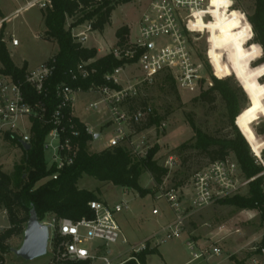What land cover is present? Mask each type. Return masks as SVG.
Wrapping results in <instances>:
<instances>
[{
	"label": "built area",
	"instance_id": "1",
	"mask_svg": "<svg viewBox=\"0 0 264 264\" xmlns=\"http://www.w3.org/2000/svg\"><path fill=\"white\" fill-rule=\"evenodd\" d=\"M49 2L50 0H26V4L16 12L20 14L34 6L43 10ZM210 3V0H147L139 18V36L136 40L132 41L128 36L125 43H116L108 51L86 45L90 33L94 31L91 23H85L84 29H78L79 25H70L74 40L81 46L95 47L98 55L106 51L98 57L112 54L115 59L124 60L125 64L105 73V82H92L87 90L80 86L75 88L66 82L58 83L55 87L57 103L51 112L47 104L50 91L48 82L56 68L54 56L29 68L23 82L2 72L0 66V156L3 147L12 144L11 138L18 139L22 151L23 142L32 146L35 123L47 124L50 129L45 136L43 150L48 168L53 169L49 178L57 179L61 171L73 165L78 158L84 132L93 138L89 143L100 137L101 131L85 122L76 112L75 104L79 93L95 96L85 103V112L99 114L103 110L106 113L103 125L107 123L111 133L103 149L126 145L136 155L146 156L149 148L144 146V141L135 140L129 133L134 125L148 119L154 112L148 105L132 107L129 104L137 96L140 83H151L161 74H169L176 88L187 94L202 93L213 86L207 65L197 53L193 41L195 34L203 33L193 30L198 20L209 22L211 19ZM233 5L234 1L231 8ZM10 39L13 46L20 44L14 33L10 35ZM92 62L93 60L82 62L77 68L70 70L72 79L77 81L92 77L96 73V69L90 67ZM134 63L141 70V76L131 83L126 67ZM213 73L216 75L214 68ZM124 76L127 77V84H123ZM24 84L33 89L37 99H29ZM96 133L99 134L97 139L94 138ZM252 155L262 171L250 178L243 175L234 155L204 165L185 184L168 188L165 186V178L157 186L155 193L158 195L155 198L167 201L173 212V219L159 223L140 242L132 243L128 240L118 217L119 213L130 209L127 199L114 203L101 199L91 200L88 204L92 215L78 220L49 216L41 221L48 225L50 232L46 254L51 258L46 264L86 260L90 264H97L98 260L99 264H123L131 259L141 264L137 256L141 251L157 249L164 242L179 239L183 234L188 236L186 245L191 254L187 264H226L224 262L229 257L223 258L220 242L229 235L241 234V229L220 227L203 240L189 232L188 222L197 212L222 199L240 194L258 177L264 178V148L258 154L252 152ZM172 160L173 157H170L169 161ZM129 192V189L123 188L124 195ZM159 213L157 208L153 209V214ZM120 241L128 245V257L115 262L122 252L113 255L110 247ZM251 249L254 252L260 249L258 255L264 256V247H260L259 242ZM0 264H3L1 258ZM252 264L264 262L254 259Z\"/></svg>",
	"mask_w": 264,
	"mask_h": 264
},
{
	"label": "rangeland",
	"instance_id": "2",
	"mask_svg": "<svg viewBox=\"0 0 264 264\" xmlns=\"http://www.w3.org/2000/svg\"><path fill=\"white\" fill-rule=\"evenodd\" d=\"M146 1L133 0L116 4L111 21L105 30L91 32L86 45L104 48L108 51L117 43V29L124 25L129 27V37L135 41L139 36L138 23ZM232 1L238 9L229 8ZM25 4L26 0H0V37L1 41L6 43L14 63L18 66L27 64L28 70L54 56L58 51V44L46 35L41 9L34 6L25 9L20 14L16 12ZM254 8L255 0H211L209 10L211 19L209 22H198L193 30L203 33L195 34L193 41L197 53L198 48L202 52V60L208 63L210 61V67L208 68L207 65V69L213 84L214 77H229L234 87H241L244 91L245 98L241 99L242 111L235 118L234 123L248 142L251 151L252 149L258 151L264 145L263 139L259 137L264 134L257 133V129L264 124V86L261 81L264 70L260 68L253 70L251 67L262 56V48L250 42L253 37L250 27L246 28L225 20V16L235 14L247 17L254 12ZM72 22L69 18L66 27L69 28ZM84 24L79 25L78 29H84ZM12 33L20 40L18 46H13L11 43ZM244 63L248 64V69L244 67ZM213 68L216 75L213 73ZM126 74L133 83L136 81L135 78L141 76V70L137 64H130L126 67ZM165 75L161 74L151 83H140L137 96L129 104L132 107L151 106L153 115L160 118L159 124L138 131L132 128L129 134L134 136L135 140H143L146 148L159 146L155 158L160 165L169 170L165 177V186L169 188L189 182L192 175L209 161L204 152L192 145L195 142V132L189 119L193 118L199 128L215 136L231 135L233 129L225 101L219 94L215 101L209 102L200 97V92L194 94L180 92L171 84L164 82ZM123 79V84H127V77L124 76ZM94 98V95L79 93L75 104L76 112L83 120L101 131L100 137L89 144L91 152L102 150L111 133L108 124L103 125L106 119V113L103 110L99 114H91L83 110L85 103ZM145 122L143 120L140 126L144 127ZM184 143H187L186 147H182ZM22 157L23 151L19 143L4 146L0 156V169L11 174L15 164L19 163ZM170 157H173L172 161H169ZM140 183L147 189L155 187V182L149 172L142 174ZM78 185L80 188L94 190L101 200L111 203L123 199L129 200L130 209L119 213L118 217L124 235L132 243L144 240L159 223L173 219L174 215L167 201L163 198H155L158 193L141 196L137 191L130 190L127 195H124L122 187L109 182H101L88 175H84ZM246 191L247 188L240 194ZM154 208L159 210L158 215L153 214ZM48 218L49 216L45 219ZM188 223L189 232L203 240L220 227L229 230L240 228L241 234L229 235L220 242L223 258L229 257L224 263L243 264L241 262L245 261L246 264H252L254 259L264 262V256L255 254L251 249L261 241L264 235L259 208L245 210L215 202L197 212ZM8 226V214L0 206V227H2L0 231ZM23 236L13 237L10 244L14 248H19L23 242ZM187 237V234H183L179 239L164 242L155 251L146 255L144 264H187L191 259L190 250L186 245ZM110 248L113 255L119 251L122 252L120 258L114 260L115 262L128 257L127 244L120 241L116 245H111ZM0 255L3 264H46L51 258L49 254H46L33 260H25L17 257L13 251L0 253ZM96 263L99 264L100 261Z\"/></svg>",
	"mask_w": 264,
	"mask_h": 264
},
{
	"label": "trees",
	"instance_id": "3",
	"mask_svg": "<svg viewBox=\"0 0 264 264\" xmlns=\"http://www.w3.org/2000/svg\"><path fill=\"white\" fill-rule=\"evenodd\" d=\"M131 1L133 0H50L47 8L42 10L46 35L58 44V51L54 55L56 68L48 82L50 91L47 104L50 112L57 103L55 87L58 83L66 82L75 88L80 86L83 90H87L92 82H105L103 78L105 73L125 64L124 60L115 59L112 54L98 57L95 47L81 46L77 43L72 36L71 28L66 27L67 20L72 19L71 27L91 23L94 30L103 32L111 21L116 4ZM232 8L238 9L235 3ZM239 18V14L225 16V20L231 23H237ZM238 24L246 28L250 27L253 31L250 42L256 43L262 48V56L253 63L251 68L264 70V0H255L254 12L247 17L246 15L241 16ZM129 30L127 25L117 29V44L127 41ZM198 54L202 57L199 48ZM89 60H93L90 67L95 68L96 73L87 80H73L69 71ZM205 62L209 68V63ZM0 63L2 72L10 75L14 80L24 81L27 64L18 66L14 63L6 43L1 41V37ZM244 67L248 69V64L244 63ZM262 75L261 81L264 86V72ZM164 82L171 84L177 90L169 74L165 75ZM24 90L29 99L38 98L29 85L24 84ZM217 94L225 101L233 133L225 136L208 134L199 128L195 120L191 118L189 122L195 132V142L192 145L208 156L209 161L206 164L234 155L243 175L246 178L253 177L262 171V167L255 162L248 142L234 123L235 118L242 111L241 99L245 98V93L241 87H234L230 83L229 77H214L213 86L204 90L200 97L213 102ZM145 121L144 127L140 126L142 124L140 122L133 128L138 131L151 127L159 124L160 118L152 115ZM238 124L240 125L239 120ZM49 129V125L36 122L33 127L32 146L29 150L23 149V157L19 163L15 164L14 171L9 174L0 169V206L7 212L9 220V226L0 231V253L12 251L14 247L10 244V240L13 237L24 235L32 210L37 212L40 221L51 215L73 220L85 216L90 217L92 211L88 203L100 198L94 190L79 187V180L84 175L91 176L101 182H109L122 188L135 190L139 195L144 196L148 193L155 194L157 186L168 174V168L160 165L155 158L159 146L150 148L146 156L136 155L126 145L91 152L89 151V141L93 138L84 132L81 151L75 163L62 170L57 179L49 178L53 169L48 168L43 150V142ZM257 133L264 134V124L257 129ZM259 137L264 141V136ZM11 142L18 143V139L11 138ZM186 146L187 143L182 145V147ZM144 172L151 174L155 182L154 188L147 189L141 185L140 178ZM219 202L238 209L259 208L264 228L263 176L250 182L245 193L227 197ZM259 246L264 247V235ZM155 250L148 248L137 254L141 264L145 263L146 255ZM254 253L259 254L260 249ZM241 263L246 264L245 261ZM62 264H90V261H67ZM123 264L138 263L131 259Z\"/></svg>",
	"mask_w": 264,
	"mask_h": 264
},
{
	"label": "water",
	"instance_id": "4",
	"mask_svg": "<svg viewBox=\"0 0 264 264\" xmlns=\"http://www.w3.org/2000/svg\"><path fill=\"white\" fill-rule=\"evenodd\" d=\"M98 137V133L94 134L95 139ZM22 145L24 150L31 148V145L28 143L23 142ZM49 236L48 225L42 223L38 218L37 212L32 210L24 230L23 242L19 248H13L12 251L17 257L25 260H33L44 256L47 253Z\"/></svg>",
	"mask_w": 264,
	"mask_h": 264
},
{
	"label": "bare ground",
	"instance_id": "5",
	"mask_svg": "<svg viewBox=\"0 0 264 264\" xmlns=\"http://www.w3.org/2000/svg\"><path fill=\"white\" fill-rule=\"evenodd\" d=\"M210 1H211V0H210ZM231 5H232V2L230 3L229 8H231ZM210 8H211V3H210ZM239 15H240V14H239ZM240 18H241V16H240ZM240 18H239L238 21H237V25H238V23H239ZM199 21L202 22L201 20H198V22H199ZM194 29H195V27H194ZM202 30H203V29H202ZM251 148H252V146H251ZM262 148H264V145L261 146L260 149H259L258 151H255V150H253V149H252V151H253L254 153H257V154H258V153L261 151Z\"/></svg>",
	"mask_w": 264,
	"mask_h": 264
},
{
	"label": "crops",
	"instance_id": "6",
	"mask_svg": "<svg viewBox=\"0 0 264 264\" xmlns=\"http://www.w3.org/2000/svg\"><path fill=\"white\" fill-rule=\"evenodd\" d=\"M100 55H101V54H100ZM41 63H42V62H41ZM39 64H40V63H39ZM39 64H37L36 66H38ZM36 66H35V67H36ZM146 237H147V236H146ZM146 237H145V238H146ZM145 238H144V239H145Z\"/></svg>",
	"mask_w": 264,
	"mask_h": 264
}]
</instances>
